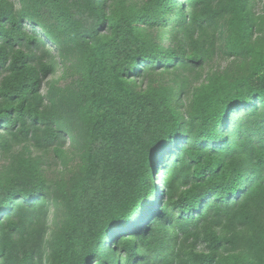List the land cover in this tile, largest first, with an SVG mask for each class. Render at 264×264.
<instances>
[{
  "label": "trees",
  "instance_id": "obj_1",
  "mask_svg": "<svg viewBox=\"0 0 264 264\" xmlns=\"http://www.w3.org/2000/svg\"><path fill=\"white\" fill-rule=\"evenodd\" d=\"M254 1L46 0L54 11L46 35L57 32L78 49L82 76L77 91L44 105L41 85L54 72L45 41L28 34L30 11L0 0V136L58 151L61 126L74 120L81 142L79 170L58 194L24 159L0 179V264H144L156 232L173 225L181 237L161 253L164 264H264V160L258 143L248 148V138L264 139V35L253 36L264 15L249 11ZM167 13L189 53L148 39L145 27L164 24ZM221 16L229 54L249 59L243 76H208L186 119L173 86L136 85L146 69L173 74L199 65L207 53L200 32ZM233 123L246 138L225 134ZM157 165L164 189L154 183ZM51 200L64 212L46 239ZM224 222L232 228L222 235ZM226 245L243 253L220 259Z\"/></svg>",
  "mask_w": 264,
  "mask_h": 264
},
{
  "label": "rangeland",
  "instance_id": "obj_2",
  "mask_svg": "<svg viewBox=\"0 0 264 264\" xmlns=\"http://www.w3.org/2000/svg\"><path fill=\"white\" fill-rule=\"evenodd\" d=\"M17 11H30L34 19L25 21V27L29 31L28 34L44 39L45 48L49 51L50 57L47 59L54 65V72L44 79L41 85V93L44 96V105H50V99L54 103L64 99L70 93L77 91L81 80V53L75 48L63 35L54 32L52 37L46 35L47 32H53L54 29V11L47 5L46 0H9ZM126 4L142 5L146 0H125ZM183 1L184 0H180ZM216 1V0H215ZM224 2V0H218ZM180 6V5H179ZM184 7H186L184 2ZM251 13L256 16H263V0H255L249 7ZM182 17V16H181ZM166 22L160 26H147L146 35L155 44L163 48L172 50H180L189 53L190 46L185 41H181L182 32L178 31V24L174 22V16L167 13L164 16ZM226 17H218L211 24L204 26L200 32L204 34L206 39L205 48L207 53L199 65L187 64L184 68H178L177 73L166 74L159 73L161 70L146 69L136 79L137 86L151 85H170L175 88L179 94L175 99L181 115L184 119L189 117L193 95L197 93L201 86L206 83V79L210 75H225L228 80L237 79L244 75L248 68L249 59L243 57H235L229 54L227 49V22ZM259 19V20H258ZM257 19L256 32L253 36L258 39L264 35L263 19ZM39 23V24H36ZM201 40V39H200ZM181 51V50H180ZM61 143L59 150L55 151L53 147L40 149L32 146L30 141L12 139L8 133L2 132L0 141H5L8 146H0V179L5 180L11 177L13 170L17 167L20 159L26 160L36 170L37 175L42 177L49 186V191L58 194L67 188L70 178L79 170L81 165V157L79 147L81 145L78 137V129L75 127V121L69 120L61 126ZM158 166V165H157ZM154 169V183L161 189L165 187L164 173L157 167ZM63 208L59 204H55L52 200L49 202L46 217V239H49L52 233L59 226L63 217ZM264 223V214L261 217ZM224 227L220 228L222 235L230 232L231 225L223 223ZM165 226L155 234V250H148L144 253V264H164L162 262V254L169 255L177 244L179 245L180 233L177 227L166 232ZM239 234L250 235L252 229H244L236 227ZM125 234V233H124ZM117 237L115 241L119 243L116 246L115 257H124L122 252L121 239ZM120 241V242H119ZM163 244V246H161ZM199 249H205V243L199 242ZM113 246L111 243L107 244ZM102 248L104 255L108 254L107 246ZM161 246V247H160ZM227 248V249H226ZM157 251V252H156ZM243 253L242 250H230V246L226 245L218 250L217 255L220 259L227 253ZM164 259V258H163ZM45 264H48L45 260Z\"/></svg>",
  "mask_w": 264,
  "mask_h": 264
},
{
  "label": "snow or ice",
  "instance_id": "obj_3",
  "mask_svg": "<svg viewBox=\"0 0 264 264\" xmlns=\"http://www.w3.org/2000/svg\"><path fill=\"white\" fill-rule=\"evenodd\" d=\"M225 134L230 136L234 141L238 139L243 140L244 138L247 137V133L244 130L237 128V126L234 123L230 126L226 125ZM248 140H249L248 148H251L253 144H257V143L261 146L262 151L260 153L259 158L261 160H264V139L257 141L255 138H248ZM193 159H196V158L193 157ZM197 175H199V173H197ZM212 183H215V181L213 180Z\"/></svg>",
  "mask_w": 264,
  "mask_h": 264
}]
</instances>
